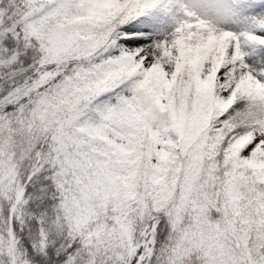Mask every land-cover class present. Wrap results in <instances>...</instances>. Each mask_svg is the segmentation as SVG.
Returning a JSON list of instances; mask_svg holds the SVG:
<instances>
[{
  "label": "snow or ice",
  "instance_id": "6c2138e0",
  "mask_svg": "<svg viewBox=\"0 0 264 264\" xmlns=\"http://www.w3.org/2000/svg\"><path fill=\"white\" fill-rule=\"evenodd\" d=\"M0 264H264V0H0Z\"/></svg>",
  "mask_w": 264,
  "mask_h": 264
}]
</instances>
